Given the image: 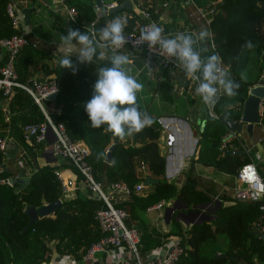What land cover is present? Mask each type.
Returning a JSON list of instances; mask_svg holds the SVG:
<instances>
[{
    "label": "trees",
    "instance_id": "obj_1",
    "mask_svg": "<svg viewBox=\"0 0 264 264\" xmlns=\"http://www.w3.org/2000/svg\"><path fill=\"white\" fill-rule=\"evenodd\" d=\"M10 1L12 0H0V38L20 31L12 27L7 13L6 5ZM14 1L19 5L18 0ZM62 1L75 7L76 21H67L58 11L46 7L45 13L49 19L68 28L89 33L86 26L94 18L93 0ZM124 1L117 0V3ZM158 1L131 0L137 9L147 11L152 17L157 13L156 9L159 11ZM210 1L212 0H196L198 4ZM32 3L33 0H30L31 6ZM121 13H124V18L127 19L124 31L137 29L143 22L141 15L135 12L129 3L127 8L101 13L94 21V31H98L107 20ZM191 24L203 28L194 21ZM209 30L215 50L222 58L223 67L231 78L240 83V88L235 97L220 95L214 107L219 114L217 118L208 117L203 113L199 121L194 123L198 133L196 152L195 156L189 158L188 170L181 181L163 179L164 158L157 144L159 129L155 115L146 109L138 95L140 110L147 112L154 123L151 127H145L141 132L124 139L116 137L117 141L111 150V160L105 161L106 150L114 135L107 130L106 125L99 129L90 127L84 104L93 95L99 68L110 66L107 59L110 56L104 59L94 58L89 65H78L75 74L72 69L60 68V59L68 53H63L49 65L40 61L43 74L50 75L49 77H54L57 81L53 101L58 111L49 114L64 124L70 139H81L85 142L89 149L87 160L94 176L103 184L121 181L132 188L134 183L146 175L157 179L154 183L145 184L142 194L132 191L128 198L115 202V205L127 213L125 224L134 227L139 233V244L152 241L142 247L139 245L141 252L159 244L161 238L175 234L179 236L180 251L171 264H240L241 260L249 264H264V237L258 236L254 226L256 221L264 223V216L259 207L264 198L237 199L233 197L230 189L234 174L239 166L249 159L248 154L232 137L230 141L233 140L237 147L233 152L227 149L221 152L217 148L222 136L228 132L220 114L227 113L228 118L232 120L239 116L248 86L256 82L264 69V0H216L214 12L209 20ZM31 37L28 33V42L18 50L13 60L16 79L19 82L30 81L29 66L35 61V55L49 59V52L54 49L52 43L38 42L32 45ZM249 40L255 45L252 49L243 47ZM70 58L75 64L77 54L73 53ZM6 59L5 51L0 58V65ZM241 73H244L246 79H241ZM43 119L42 111L23 88L14 86L8 97L0 90V135L8 134L17 145L6 159H3L0 153V264H47L53 251L59 254L69 253L76 260H80L88 246L103 235L94 218L97 199L78 187L74 189L73 195L64 196L53 172L57 165L52 161L47 162L41 155L45 143L28 144L24 141L21 126L26 122H40ZM259 125L264 130V113L260 117ZM251 132L250 137H253L254 129ZM17 159L22 160V166L16 165ZM194 162L224 174L227 186L220 189L211 180L196 174L193 169ZM141 163L144 171L139 169ZM63 164L69 166L66 161H63ZM19 169L28 177L25 183L18 184L6 180ZM213 197H216L220 204L211 218L188 225H181L175 218L176 212L173 211L169 221H176L174 226L169 224L167 230L149 228L141 215L148 206L160 199L166 203H172L176 199L181 206L187 205L185 210H192L204 202L211 201ZM55 200L59 201L53 211L38 216L27 225L28 217L23 210L25 205L38 207ZM181 208L183 207L179 210ZM216 242L221 243V249H212Z\"/></svg>",
    "mask_w": 264,
    "mask_h": 264
},
{
    "label": "built area",
    "instance_id": "obj_2",
    "mask_svg": "<svg viewBox=\"0 0 264 264\" xmlns=\"http://www.w3.org/2000/svg\"><path fill=\"white\" fill-rule=\"evenodd\" d=\"M181 9L187 18H191L192 22L198 23L200 26L209 29V20L214 12L216 0L198 4L196 0H181ZM166 0H159L157 6H161L162 10L166 7ZM58 7H54L55 11L62 18L70 22H75L77 11L74 6L65 4L59 0ZM119 5L117 0H100V5L93 2L94 18L89 21L86 29L89 33L94 31V21L98 16L110 7ZM134 5V4H133ZM135 12L141 15L143 22L136 29L124 31L127 38L125 46L118 53L131 54L135 50L140 51L141 68L139 71L145 72L150 77L163 76L178 94L188 92L189 84L196 86L195 81L185 77L179 62L174 59L163 56L159 52V46L154 49H149L147 43L137 44L141 30L151 23H156V18L148 14L147 11L139 10L132 6ZM6 10L10 16L12 27L19 29L18 33H13L9 37L0 38V51L7 52V59L0 65V90L5 97L11 95L13 87L19 86L23 88L34 100L39 109L42 111L44 119L40 122H26L21 126L23 139L28 144L46 142V137L49 134L52 136V141L48 143V148L52 156L58 157L75 169L79 176V183L84 191L97 199V204L94 207V218L96 219L99 229L103 232L100 238L91 243L80 260L69 253L51 252L47 264H89L93 261L98 264H171L177 257L180 248L178 246L179 236L170 234L165 238H161V242L154 247L139 250V233L134 227H129L125 224L124 218L126 211L115 205L122 199L128 198L130 193H143L142 180H138L132 188L121 181H110L103 184L97 179L92 171V168L87 160L89 149L85 142L81 139L72 140L66 133L64 124L60 120L53 119L47 109L46 95L56 93L57 81L54 77L44 79H30L29 82H19L16 79V73L13 66V60L18 50L28 42V29H20L19 24L22 20L21 14L16 9L15 4L10 1L6 5ZM160 11V10H159ZM157 9L155 12H159ZM208 45L212 52H216L212 37L208 40ZM68 51L67 48H65ZM113 49L107 50L98 49V52H106V56H111ZM254 84V83H253ZM203 103V102H202ZM204 106V113L208 117L217 118L219 114L213 109L209 110ZM52 112L58 111V108H53ZM259 122L260 117L264 113L263 99L258 103ZM155 121L159 129L157 144L160 154L164 158V167L162 177L170 181L176 179L185 167V160L195 156L196 142L198 134L195 133L196 127L193 124L192 118L188 115L183 117L174 114L156 115ZM233 121H240V113ZM255 136V135H254ZM234 138L243 151L248 154L249 159L242 163L234 174L233 183L230 185L234 198L243 200H258L264 198V170H260L256 166L255 158L250 154V147L246 143V137L241 135V132L228 130L225 133L217 148L219 151L224 149L233 152L236 149L235 143L230 139ZM12 138L8 134L0 135V153L3 159L9 156V146ZM254 142H264V131H261L253 139ZM16 165L22 166V160L17 159ZM139 169L144 171V166L141 163ZM56 179L58 180L60 191L64 196L72 191L74 186V176L69 173H63L59 168H54ZM166 205L163 199L158 200L149 208L155 207L162 210ZM262 215L264 216V201L259 205ZM257 233L260 237H264V223L259 221L254 222ZM165 228L164 230H167Z\"/></svg>",
    "mask_w": 264,
    "mask_h": 264
},
{
    "label": "clouds",
    "instance_id": "obj_3",
    "mask_svg": "<svg viewBox=\"0 0 264 264\" xmlns=\"http://www.w3.org/2000/svg\"><path fill=\"white\" fill-rule=\"evenodd\" d=\"M126 25V18L115 17L98 31L86 33L69 28L66 35L60 36L62 44L68 49V54L59 61L60 68L72 69L74 74L78 65H89L94 58L106 57V52H98V49L114 50L107 57L110 66L98 70L93 95L84 104V111L91 128L99 129L106 125L107 130L120 139L139 133L154 123L152 117L141 111L137 103V94L143 90L144 84L131 75V69L126 67L132 63L130 54L115 51L127 43L124 34ZM211 36L207 28L196 33L165 34L164 29L153 22L141 30L137 44L146 42L150 50L159 46L161 55L178 61L185 77L197 82L195 95L211 110L221 94L235 97L240 88V83L231 78L223 67L220 54H208ZM77 46V61L74 64L70 57ZM243 47L252 49L255 45L249 40ZM241 79H246L244 73H241Z\"/></svg>",
    "mask_w": 264,
    "mask_h": 264
},
{
    "label": "crops",
    "instance_id": "obj_4",
    "mask_svg": "<svg viewBox=\"0 0 264 264\" xmlns=\"http://www.w3.org/2000/svg\"><path fill=\"white\" fill-rule=\"evenodd\" d=\"M12 2L15 4L16 9L19 11L22 17V20L20 21V24H19L20 29L30 30V34L32 35L31 37L32 45H35L38 42L54 44V49H52L49 52V55H51V58L48 59L45 57H37V55H35V61H33L32 64L29 66V70H30L29 78L30 79H36L38 77L40 78L49 77L50 75L43 74V70H42L43 67L39 65V62L44 61L46 62V64L49 65L51 64L52 61H56L59 58V56L62 55L63 53H68V51L65 50L66 47L62 44L60 40V36L62 34L66 35L69 28L66 27L65 25H62L61 23H57L53 19H49V17L45 13L46 7L50 8L52 11H55L54 7L55 5H58L59 0H33L32 6L30 4V0H18L19 5L14 0H12ZM166 2L167 4L164 10L161 11L162 7L159 6L160 11L154 15V18H156V24L161 26L164 29L165 34L174 35L176 33H181V32L196 33L202 29L201 27H194L191 24L192 21L189 20L185 16V14L183 13V10L181 9V5H182L181 0H166ZM129 3L131 7L134 6L131 0ZM23 7L30 8L29 23L27 25L23 20V14L21 11ZM124 15H125L124 13H121L120 15L116 17L124 18ZM110 20L111 19L107 20L106 23ZM78 47L79 46H77L76 49H73V53L78 51ZM3 52L5 51L4 50L0 51V58ZM211 53L212 51L211 49H209L208 54H211ZM130 60L132 61V63L126 67L131 69L130 71L131 75L136 76L138 81L144 84L143 90L137 95L141 99V101L145 104L146 109L148 111H149V106H152V102H154L155 100L154 97L156 96V91H155L156 89L158 88L161 89L162 96L163 95L166 96L170 93L178 94L174 89V85H171L163 76H159L158 78L150 77L145 72L139 71L141 68V55H140L139 50H135L134 52L130 54ZM181 95H183L185 99L193 100L194 98H197V104L191 108H188V111L192 110L195 113L196 115L195 118H197V120L196 122L194 121V123L196 124L199 121L200 115L204 113V106H203V103L200 97L195 95V89H194L193 84L192 83L189 84L188 92H186L185 94H181ZM198 99L200 102L198 101ZM155 103L157 104L160 103L159 97L156 99ZM46 104H47L48 111L52 112V110H54L53 108H56L53 100L48 99L46 101ZM196 107L202 109L201 112L198 113V111H196L197 109H195ZM150 113L155 116L163 115V114H172L170 112H164V111H159V112L156 111V112H150ZM184 114H189V112L188 113L185 112ZM259 123L260 122L257 123L258 124L257 127H252V129H254L255 136L261 133V131H264L259 125ZM251 134L248 135L246 132L245 134L241 132V135L246 137L245 138L247 141L246 143H248L250 147V154L255 158L256 166L262 171L264 170V152L261 155H259L257 153L258 152L257 150H260V148H258L257 146L258 145L263 146L264 142H260V143L254 142L253 138L255 136L252 135L253 137H250ZM43 143H45L44 144V146H46L45 148H48L47 142H43ZM16 148H17L16 142L12 139L10 146H9V150H8L9 153L10 152L12 153V151L15 150ZM63 161L64 160L58 157H55V160L52 162H54L57 165V168L63 171V173H66V174L69 173L70 175H73L74 176L73 181H74L75 188L78 187L80 190L84 191L83 187L79 183V176L76 173L75 169L72 168L70 165L65 166V164H63ZM205 167L209 168V170L212 172V175H209V174L200 175V176H204L203 179L211 180L218 187L219 185H222L223 187L227 186L226 182L224 181L225 179L224 174L217 173L208 166H205ZM213 174H215V176ZM74 189L68 192L66 196L73 195ZM205 207H208V205H206ZM141 215L143 216L142 218L144 219V221L148 223L149 228H152V227H155L158 229L169 228V223L168 222L166 223L163 220L162 210L160 209L152 207L142 212ZM181 222L182 221H180V223ZM151 242L152 241H147L146 244H149ZM144 244L145 243L141 242L139 245L142 247L144 246Z\"/></svg>",
    "mask_w": 264,
    "mask_h": 264
},
{
    "label": "water",
    "instance_id": "obj_5",
    "mask_svg": "<svg viewBox=\"0 0 264 264\" xmlns=\"http://www.w3.org/2000/svg\"><path fill=\"white\" fill-rule=\"evenodd\" d=\"M96 5H100V0H93ZM129 6V0H125L123 3L115 6L110 7L107 10H104L102 13L110 12L122 8H127ZM95 9V6H93V11ZM23 14V20L26 24L29 23V12L30 8L23 7L21 9ZM56 96V93L52 92L46 95V99L54 100ZM264 98V69L261 70L259 77L257 78L256 82L252 85H249L247 88V96L243 100L241 111H240V121L236 122L232 119L228 118L227 113L220 114V118L223 120L225 125L227 126L228 130L230 131H237V132H246L248 135L251 134L252 127H257V123L259 122V115H258V103L260 99ZM52 141V136L49 134L46 137L47 144ZM117 141V138L115 136L112 137V142L108 146L106 153H105V161L111 160V150L114 147L115 142ZM41 155L45 158L47 162H51L55 160V157L52 156L51 151L49 148L43 149ZM28 177L25 176L22 172V169H19L16 174L13 176H10L7 178V181L10 182H16L18 184H23L27 181ZM156 178H151L150 176L146 175L142 179L143 184H151L156 182ZM59 200L51 201L45 204H42L41 206L34 207L32 205H25L23 210L26 216L28 217L27 225L30 224L32 221H34L38 216L45 215L51 211L54 210L56 204ZM220 201L213 197L211 201L204 202L200 205H198V208L196 210H185L184 208L187 207L186 204L181 208L176 214L175 218L179 221H182L185 225H188L192 222L199 221L202 219H210L213 215L215 209L219 206ZM208 205V207H205ZM177 207V200L175 199L170 205H165L162 209V216L163 220L167 223L169 221L170 213ZM205 207L207 209V212L201 211V208ZM190 214H199L200 219L199 220H193L191 217H188ZM25 228V227H24ZM258 236H260V233H258ZM89 264H95V261L89 263Z\"/></svg>",
    "mask_w": 264,
    "mask_h": 264
},
{
    "label": "rangeland",
    "instance_id": "obj_6",
    "mask_svg": "<svg viewBox=\"0 0 264 264\" xmlns=\"http://www.w3.org/2000/svg\"><path fill=\"white\" fill-rule=\"evenodd\" d=\"M59 6L60 5H55V7H58V8H59ZM209 49H210V47H209ZM38 78H40V77H38ZM40 79H42V77ZM155 91H156V96L154 95L155 96L154 97L155 100H154V102H152V106H149V112L164 111V112H170V113H172L174 115H177V116H180V117L188 115L190 118H192L193 124H194V121L196 122L197 118H195V116H196L195 113L192 110L188 111V108H191V107H193L194 105L197 104V98H194L193 100L192 99H185V97L183 95L176 94V93H170V94H168L166 96H164V95L162 96L161 95V89L158 88ZM158 97L160 99V103L159 104L155 103L156 99ZM198 101H199V99H198ZM195 109H197L196 111H198V113L201 112V110H202V109H200L198 107H196ZM185 112L186 113L189 112V114H184ZM194 126H195V124H194ZM194 131H195V133H197L196 129ZM45 147L46 146H44V149H45ZM257 147L260 148V150H257L258 151L257 153L259 155H261L264 152V145L263 146L262 145H258ZM188 161H189V158L185 160V167L182 170L181 174H179V176L175 179L176 181H178V182L181 181L183 176H184V174L187 172V170H188L187 169L188 168L187 167L188 166L187 165ZM193 169H195L196 174H198V175H208V174L212 175V172L209 170V168L205 167L204 165H202V164H200L198 162H194L193 163ZM213 175L215 176V174H213ZM202 177H204V176H202ZM219 187L223 188L222 185H219ZM225 189H228V188H225ZM170 204L171 203H166V205H170ZM179 206L180 205L177 203V207H175V209L173 211H175L177 213L179 211V208H180ZM201 211L207 212V209L205 207H202ZM188 217H191V219H193V220H199L201 218L199 214H190V215H188ZM169 224L174 226L176 224V221H169ZM181 224L185 225L182 222H181ZM162 226H163V224H162ZM221 248H222V245H221L220 242H216L214 245H212V249H214V250H218V249H221ZM240 264H249V263L244 262V261L241 260Z\"/></svg>",
    "mask_w": 264,
    "mask_h": 264
},
{
    "label": "flooded vegetation",
    "instance_id": "obj_7",
    "mask_svg": "<svg viewBox=\"0 0 264 264\" xmlns=\"http://www.w3.org/2000/svg\"><path fill=\"white\" fill-rule=\"evenodd\" d=\"M197 209V208H196ZM196 209H192V210H196Z\"/></svg>",
    "mask_w": 264,
    "mask_h": 264
}]
</instances>
